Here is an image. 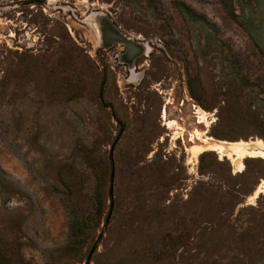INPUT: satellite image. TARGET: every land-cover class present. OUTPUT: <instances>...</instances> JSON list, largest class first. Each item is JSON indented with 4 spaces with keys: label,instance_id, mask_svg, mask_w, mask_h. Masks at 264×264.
Segmentation results:
<instances>
[{
    "label": "rangeland",
    "instance_id": "rangeland-1",
    "mask_svg": "<svg viewBox=\"0 0 264 264\" xmlns=\"http://www.w3.org/2000/svg\"><path fill=\"white\" fill-rule=\"evenodd\" d=\"M242 142L264 0H0V264H264V156L213 150Z\"/></svg>",
    "mask_w": 264,
    "mask_h": 264
},
{
    "label": "water",
    "instance_id": "water-1",
    "mask_svg": "<svg viewBox=\"0 0 264 264\" xmlns=\"http://www.w3.org/2000/svg\"><path fill=\"white\" fill-rule=\"evenodd\" d=\"M100 20L101 21L99 27L102 32V38L106 45H110V46L113 44L125 45L131 56L141 52L140 50L142 46L139 43L133 42L131 38H128L126 35L122 34L110 20H108L107 18H101ZM110 158L111 160H113L112 153ZM109 196L111 198H114V171L112 172V176H111V186H110ZM113 206L114 204L112 203L110 206V212L108 218L106 220L107 224L110 222ZM94 252H95V248L91 250L86 264L91 263Z\"/></svg>",
    "mask_w": 264,
    "mask_h": 264
},
{
    "label": "bare ground",
    "instance_id": "bare-ground-1",
    "mask_svg": "<svg viewBox=\"0 0 264 264\" xmlns=\"http://www.w3.org/2000/svg\"><path fill=\"white\" fill-rule=\"evenodd\" d=\"M199 115V120L201 122L204 121V117L197 113ZM213 150L217 152L221 158L224 156H228L230 161L234 164H237L240 172L243 170L244 165L241 162V159L244 156L254 157V156H264V143L263 142H242L238 143L236 145H233L230 149H226L223 145H217L213 147ZM259 191L256 193L258 194Z\"/></svg>",
    "mask_w": 264,
    "mask_h": 264
},
{
    "label": "trees",
    "instance_id": "trees-1",
    "mask_svg": "<svg viewBox=\"0 0 264 264\" xmlns=\"http://www.w3.org/2000/svg\"><path fill=\"white\" fill-rule=\"evenodd\" d=\"M240 1H242V0H240ZM182 9H187V7L183 5V6H182ZM225 9H226V12H227V14L229 15V17H230L231 19L237 21L238 16H237L236 12H235L233 9L229 8L228 6H226ZM187 10H188V9H187ZM242 27H243V28H244V29L250 34V36L253 38V35L250 33L249 28H248L245 24H242ZM75 227H76V225L72 226V235H71V238H70V242H69V244H68V247L73 246V245L77 242L78 234H76V232H75ZM77 228H78V225H77Z\"/></svg>",
    "mask_w": 264,
    "mask_h": 264
},
{
    "label": "flooded vegetation",
    "instance_id": "flooded-vegetation-1",
    "mask_svg": "<svg viewBox=\"0 0 264 264\" xmlns=\"http://www.w3.org/2000/svg\"><path fill=\"white\" fill-rule=\"evenodd\" d=\"M96 17H98L97 19H101L100 18V13H97L96 14ZM102 18H104V17H102ZM142 46V45H141ZM143 47V46H142ZM144 49V48H143ZM145 50V49H144ZM144 52V51H143ZM147 55V52H145V54H142L141 52L140 53H137V54H134L133 56H134V60H137V59H139V58H141L142 56H146ZM132 58V57H131ZM124 63V62H123ZM128 65H129V69L131 70V71H133V70H135V69H137V67L134 65V61L132 62V63H127ZM195 117L197 118V116H196V114H195Z\"/></svg>",
    "mask_w": 264,
    "mask_h": 264
}]
</instances>
